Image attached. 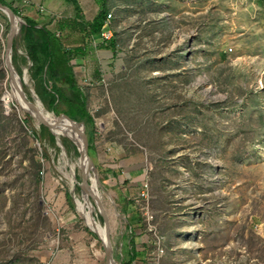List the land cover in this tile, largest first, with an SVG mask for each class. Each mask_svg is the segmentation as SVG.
I'll return each instance as SVG.
<instances>
[{
  "label": "rangeland",
  "instance_id": "1",
  "mask_svg": "<svg viewBox=\"0 0 264 264\" xmlns=\"http://www.w3.org/2000/svg\"><path fill=\"white\" fill-rule=\"evenodd\" d=\"M5 1L24 21L13 65L34 102L26 20ZM107 8L109 42L62 29L59 17L44 26L61 32L95 121L84 124L96 169L87 206L103 228L105 209L116 264L130 239L137 264H264V0ZM10 30L0 10V264H106L104 242L76 203L80 153L51 130L55 144L41 140L37 116L13 98Z\"/></svg>",
  "mask_w": 264,
  "mask_h": 264
},
{
  "label": "trees",
  "instance_id": "2",
  "mask_svg": "<svg viewBox=\"0 0 264 264\" xmlns=\"http://www.w3.org/2000/svg\"><path fill=\"white\" fill-rule=\"evenodd\" d=\"M71 1L74 2L77 8V16L75 19L61 20L59 25L62 29L71 28V30L83 34L89 40L103 31L107 18L106 7L102 8L93 22H87L82 16L81 10H79L78 2L76 0ZM0 2L17 13L5 0H0ZM24 19L26 20V27L23 29V37L28 56L33 64L31 68L32 77L38 85L37 93L39 97L49 110L58 115V118L67 117L94 128V118L87 109L86 99L75 78L70 50L66 49L61 40L55 37L46 27L38 28L35 22ZM14 60L15 51L13 62ZM62 124L68 128L73 127L69 122H63ZM41 129V140L49 137L50 142L55 144V136L50 129L44 125ZM62 141L66 148H73L76 154L79 153L78 149L68 139L63 138ZM88 147L89 155L93 157L92 146ZM134 260L135 258L128 264H132Z\"/></svg>",
  "mask_w": 264,
  "mask_h": 264
},
{
  "label": "bare ground",
  "instance_id": "3",
  "mask_svg": "<svg viewBox=\"0 0 264 264\" xmlns=\"http://www.w3.org/2000/svg\"><path fill=\"white\" fill-rule=\"evenodd\" d=\"M23 24H24V21L23 20L16 19L15 25L17 27V30H19V33L18 34H20V29H22ZM18 49H19V54L25 55V53L20 48H18ZM12 56H13V52H12ZM12 60H13V58H12ZM29 73L30 72H29L28 69H26L24 71V74H25V84L26 85H29L30 80H31ZM11 86H12V95H13V98H14V100H16V101L19 102V104L21 106V109L24 110V111L30 110L36 116H41L43 119H45V121H47L49 123V125L52 127L51 128V131L54 133L55 136H57V140L60 143L62 141L61 140L62 137H68L72 141H74L75 144L79 148H82L83 147V143H82V140H81V133L77 129H75L74 127L68 128L65 125H63L62 123H59V120L57 119V117L54 114H52L51 112H49L43 106L41 100L39 99V97L36 94L34 95V102H31L28 99V96L26 94H25V98H23L22 94L19 91V87L22 88V83L20 82V79L16 75H14L13 77H11ZM28 102H31L35 106L34 109L29 105ZM85 164H87V162H85ZM72 168L74 170V167H72ZM87 170H88V176H90V174L92 172V167L90 166L89 163L87 164ZM88 179H89V177H88ZM92 182L95 183V188L97 189L98 181L97 180L95 181V179H94V180H92ZM81 187H82V197L83 198H82V201L79 200V199L76 200L78 209L82 213V215L84 216V218L86 220V223L91 228V230L94 231L95 233H97L102 238V240H103V242H104L105 245H108L107 239H106V231H105V228H103L97 222L95 215H93V213L89 210V208L87 206V205H90L91 206V201L86 196V192L88 193V186L84 182L83 184H81Z\"/></svg>",
  "mask_w": 264,
  "mask_h": 264
},
{
  "label": "crops",
  "instance_id": "4",
  "mask_svg": "<svg viewBox=\"0 0 264 264\" xmlns=\"http://www.w3.org/2000/svg\"><path fill=\"white\" fill-rule=\"evenodd\" d=\"M76 1L78 2L79 10H81V14L85 18V20L87 22H93L100 14L103 7H106L107 11H109L107 6H109L110 2L114 0ZM15 2V4H17V7H19L22 11L23 18L35 22L38 25V28L45 27V23H47V21L51 20L54 17H59L62 18L61 20H63L75 19L77 16V8L74 2H72L71 0H30L28 4H24L21 0H15ZM105 28L106 26L104 25V29ZM111 28L113 29L112 20ZM54 35L55 37H59L61 35V32H57ZM66 49L70 50L68 47ZM134 244L136 243L133 241V239H130L129 245L131 252H128L126 256H122V258L120 259L121 264H128L131 260H133V258H135V260L132 262V264H137L138 260L135 257L136 254L134 251Z\"/></svg>",
  "mask_w": 264,
  "mask_h": 264
},
{
  "label": "water",
  "instance_id": "5",
  "mask_svg": "<svg viewBox=\"0 0 264 264\" xmlns=\"http://www.w3.org/2000/svg\"><path fill=\"white\" fill-rule=\"evenodd\" d=\"M0 10L5 12L8 15V18H9L10 23H11V30H10V34L8 36V39H7V47H6V54H5L7 67H8V70H9L11 77L16 75L19 79H21V76L19 75L18 71L16 70L15 66L13 65V60H12V52L14 49L15 37L19 33V30H17V27L15 25V21H16V19H21V18L18 17L17 14L9 6H6V5L2 4L1 2H0ZM20 32H21V29H20ZM19 91L22 94L23 98H25L24 89L19 87ZM28 103L34 109L35 106L31 102H28ZM37 120L40 122L41 125H44L51 130L52 127L41 116H37ZM58 120H59V123L69 122L73 125V127L75 129L82 130L81 140L83 143V147L82 148L78 147L79 148L78 150L80 153V164H81V169L83 171L84 182L89 187L90 184L88 182L87 164L89 163L90 166L93 167V169H95V166H94L92 159L89 156L88 140H87V135L85 132L84 123L77 122V121L70 119V118H67V117H61V118H58ZM85 162H87V164H85ZM95 171H96V169H95ZM99 211H100V213H101V215L105 221L106 239H107V243H108V245L104 244L105 254H106V264H116L115 259H114V248H113V245L111 242L109 218H108V215H107L105 209L102 208L101 206L99 207Z\"/></svg>",
  "mask_w": 264,
  "mask_h": 264
},
{
  "label": "built area",
  "instance_id": "6",
  "mask_svg": "<svg viewBox=\"0 0 264 264\" xmlns=\"http://www.w3.org/2000/svg\"><path fill=\"white\" fill-rule=\"evenodd\" d=\"M15 1V0H14ZM24 4H28L30 2V0H21ZM43 11V10H42ZM20 16H22V11H20ZM23 17V16H22ZM113 18V14H109L107 16V20L105 21V26L106 28L101 31L96 37L99 38L100 41L102 42H109L112 41L114 39V31L111 28V19ZM2 28V32L4 30V26L1 25ZM3 41V39H2ZM4 42V41H3ZM96 42V41H95Z\"/></svg>",
  "mask_w": 264,
  "mask_h": 264
}]
</instances>
